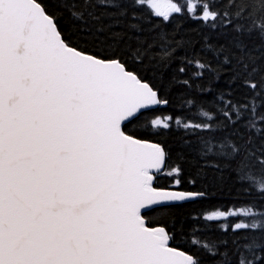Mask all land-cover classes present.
<instances>
[{
    "label": "snow or ice",
    "instance_id": "1",
    "mask_svg": "<svg viewBox=\"0 0 264 264\" xmlns=\"http://www.w3.org/2000/svg\"><path fill=\"white\" fill-rule=\"evenodd\" d=\"M0 264H264V0H0Z\"/></svg>",
    "mask_w": 264,
    "mask_h": 264
}]
</instances>
